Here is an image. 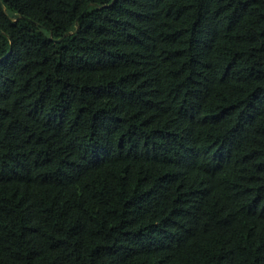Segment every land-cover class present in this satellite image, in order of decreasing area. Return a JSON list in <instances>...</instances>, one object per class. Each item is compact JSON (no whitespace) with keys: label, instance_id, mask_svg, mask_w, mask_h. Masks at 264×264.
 Here are the masks:
<instances>
[{"label":"trees","instance_id":"1","mask_svg":"<svg viewBox=\"0 0 264 264\" xmlns=\"http://www.w3.org/2000/svg\"><path fill=\"white\" fill-rule=\"evenodd\" d=\"M0 264H264V0H0Z\"/></svg>","mask_w":264,"mask_h":264},{"label":"water","instance_id":"2","mask_svg":"<svg viewBox=\"0 0 264 264\" xmlns=\"http://www.w3.org/2000/svg\"><path fill=\"white\" fill-rule=\"evenodd\" d=\"M1 32V31H0Z\"/></svg>","mask_w":264,"mask_h":264}]
</instances>
